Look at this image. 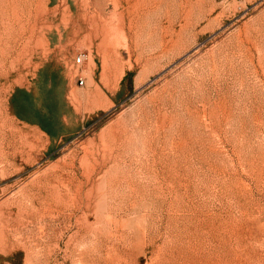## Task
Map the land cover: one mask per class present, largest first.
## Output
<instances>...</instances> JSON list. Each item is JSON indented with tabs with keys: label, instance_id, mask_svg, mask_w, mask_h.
<instances>
[{
	"label": "rangeland",
	"instance_id": "obj_1",
	"mask_svg": "<svg viewBox=\"0 0 264 264\" xmlns=\"http://www.w3.org/2000/svg\"><path fill=\"white\" fill-rule=\"evenodd\" d=\"M0 264H264V0H0Z\"/></svg>",
	"mask_w": 264,
	"mask_h": 264
},
{
	"label": "built area",
	"instance_id": "obj_2",
	"mask_svg": "<svg viewBox=\"0 0 264 264\" xmlns=\"http://www.w3.org/2000/svg\"><path fill=\"white\" fill-rule=\"evenodd\" d=\"M84 58H85V55H84V54H80V55H78V57L76 58V61H77V62H81V61L84 60Z\"/></svg>",
	"mask_w": 264,
	"mask_h": 264
},
{
	"label": "bare ground",
	"instance_id": "obj_3",
	"mask_svg": "<svg viewBox=\"0 0 264 264\" xmlns=\"http://www.w3.org/2000/svg\"><path fill=\"white\" fill-rule=\"evenodd\" d=\"M75 60H76V58H75Z\"/></svg>",
	"mask_w": 264,
	"mask_h": 264
}]
</instances>
